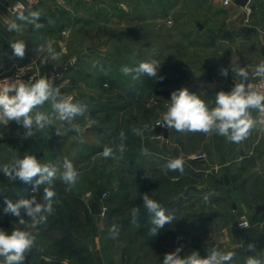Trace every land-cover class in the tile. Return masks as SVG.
<instances>
[{
	"label": "rangeland",
	"instance_id": "374dc122",
	"mask_svg": "<svg viewBox=\"0 0 264 264\" xmlns=\"http://www.w3.org/2000/svg\"><path fill=\"white\" fill-rule=\"evenodd\" d=\"M154 1L159 5L156 4L152 14L146 12L147 0H124L123 11L119 9L117 0L110 1L107 8L101 7L98 0L83 4L78 2L76 10L68 15L60 8L52 10V5L60 6L61 1L46 2L49 8L39 10V19L35 21L30 15L32 12H24L29 13L26 19L30 21L27 25L25 70L37 72L39 78L46 76L53 88L60 89L61 98L72 97L73 103L87 106L85 115L75 117L71 125L59 119L55 121L56 114L52 113L51 106H43L42 111L52 117V125L34 132L27 139L23 138L26 130L12 133L14 137L4 139L13 143L10 147L5 146L3 136H0V167L25 155H33L41 163L53 164L58 169H62L63 161L68 159L80 174L70 192L65 190L66 186L58 178L54 182L58 203H54V212L45 223L31 226L32 221L21 209V218L26 224L20 225L17 217L4 213L6 205L0 201V230L10 233L14 228H20L32 232L36 238L24 264H44V258L50 257L54 264H97L102 258L109 264H160L158 261L165 246H170V252L181 247L184 249L183 257L197 252L195 246H205L211 242L212 225L204 227L201 234L194 235V228L190 226L194 225L196 215L198 226L201 222L206 224L217 211L229 209L228 203H219L221 200L212 197L208 203L202 200L199 205L202 209L194 207L193 203H188L186 210L176 207L171 229L151 236L148 231H140L139 226L131 222L127 224L133 207H139L141 220L145 218L150 222L151 217L143 206V195L131 198L130 190L123 191L121 185L105 186L100 183V177L105 173L111 174L114 182L120 180L128 185L137 179L147 181L148 178V181L156 182L154 192L148 194L150 198L153 194L160 196L163 192H169L164 199L159 198L161 201L154 199L166 207L167 202L178 195L180 188L184 187L187 196L195 193L191 190L195 183L202 186V197L209 193V186L222 172L210 173L207 169L218 161H226L229 156L221 152L224 141L220 135L181 133L174 129L167 150L175 154L179 149L177 143L181 142V154L187 161L193 154L201 155L204 161L199 160L197 164L190 161V168L183 172L184 177L180 182L173 179L179 171H171L170 178L163 177L160 170L153 174L141 170L137 178L125 172L127 169L133 170L142 147L152 150V155L155 154L153 151L163 148L161 141L164 134L161 129L153 127L169 129L157 123L167 111L172 92L182 88L179 83L207 81L204 79L207 74L204 67L206 58L202 52H195L200 49L195 38L199 25L194 18L192 20L193 10H189L186 18L184 5H175L179 0ZM186 2L191 5L189 7L193 6V0ZM82 6L85 10H78ZM188 17L190 20H187ZM49 41L54 50L60 53V59L51 58ZM147 55H155V60L161 63L159 75L165 77L163 81L146 75L133 80L131 76L122 74V66L134 68L141 62L150 61L151 57ZM231 80L230 77L224 91L226 93L231 92L236 84ZM145 124L148 125L147 129L144 128ZM77 126L81 129L79 133L73 130ZM134 127L142 135H136L132 130ZM58 129L60 135L56 134ZM121 132L124 133L123 137ZM153 134L159 140L153 138ZM81 140L84 142L80 143ZM121 144L126 149L123 158L106 159L102 156L104 148L111 147L114 157H120L117 146ZM144 157L141 154L140 158ZM120 172L124 175L120 176ZM195 172L206 173L208 177L199 182ZM18 183L25 187L33 186L19 180H9L0 171V196L7 193L13 203L20 200L25 187H20ZM43 187L29 190L26 194L43 202ZM184 189L182 192H185ZM105 191L109 194L102 199ZM94 200L108 206L101 217L91 212L90 205ZM213 203L216 204L215 208ZM113 225L118 229L115 236L110 232ZM88 245L95 248L90 252ZM198 253L204 257V251L200 253L199 250ZM2 261L0 257V264Z\"/></svg>",
	"mask_w": 264,
	"mask_h": 264
},
{
	"label": "crops",
	"instance_id": "0c3cea01",
	"mask_svg": "<svg viewBox=\"0 0 264 264\" xmlns=\"http://www.w3.org/2000/svg\"><path fill=\"white\" fill-rule=\"evenodd\" d=\"M89 1L91 0H65L64 2L62 1L60 6L52 5L53 7L51 8L52 10L60 8L68 15L71 11L74 12L76 10L78 2L83 4ZM110 1L112 0H98V3L101 7L107 8L106 6L111 3ZM10 2L12 0H0V74L16 71L33 72L25 70L26 43L28 39L27 25L30 21L29 19L21 21L18 18L20 15L13 14L7 5ZM117 2L120 4L119 9L123 11L124 0H117ZM156 4L159 5L154 0H147V14L153 13ZM48 5L49 3L46 2L41 3L31 7L28 12L48 9ZM175 5H184L186 18L189 10H193L194 14L191 13L193 15L192 20L194 18V22L199 25L195 38L196 45L200 49H196L198 51L195 52L196 54L202 52L207 63L204 64L205 66L202 65L207 71L204 78L207 81L202 80L201 82H194L192 84L181 82L179 83V87L187 88L190 93L199 96L208 104L209 108L215 107L216 94L220 91H225L230 77L232 83L236 81L237 75L233 70L234 68L239 67L249 71L257 68L261 62H264V0H249L246 6L238 5L234 1L230 4H225L224 0H193L192 7H189L191 5H188L186 0H179L178 4L175 3ZM78 10H85L84 6L80 7V9L78 8ZM27 13L23 14L25 18H27ZM187 20H190V18ZM13 23L20 25L19 32L8 30V26ZM17 40H23L26 45L25 55L22 59L15 56L14 50L11 47L12 43ZM147 56L151 57L150 61L155 60L156 57L155 55ZM21 67L24 69L21 70ZM222 69H227L226 77L221 75ZM46 105L51 106L50 102H46L43 106ZM43 106L34 109L33 115L37 111L43 112ZM249 112L253 118L259 120L260 113L257 109H249ZM56 120H58L57 116L55 117ZM259 127L258 123L257 128L241 143H233L226 137L220 136L224 141L221 152L229 154V156L226 161H218L207 169L210 173L215 171L222 172L219 177L214 178L213 184L209 186V191L215 192V195L211 196L212 199L218 198L221 200L219 203H228L229 209L223 208L217 211L206 224H203L199 217L201 224L198 226L196 225V215L194 225L190 226L194 228V235H196L201 234L204 227L212 225L211 242L205 246H195V249L197 252L200 250V253L204 251V257H207L213 249L222 253L232 252L234 254L232 260L223 262V264H246L249 257H255L264 261V131H261ZM6 128L7 132H5ZM153 128H159L163 132L164 136L161 141L163 148L153 151L156 156L155 154L152 155V150H149V153L144 155V159L140 158L141 154L137 156L133 170H125L126 173H132L134 178H137L141 174V170H146L152 174L160 170L163 171V177H169L171 170L167 169L166 165L170 160L175 158H183L184 171L190 168L188 167L190 161L197 164L199 160H205L201 155L193 154L190 156L189 161H187L181 154L183 147V143L181 142L177 143L179 149H174L176 150L175 154H171L167 150V147L170 146L174 128L165 130L160 126ZM19 130L23 131L26 129L21 124H16L15 121L9 122L6 126L0 124V136H3V143L6 147H10L13 143L11 141L6 142L4 139L14 137L12 133L15 134ZM19 136L21 137V135ZM152 137L158 139L155 134ZM175 139L177 140L176 137ZM10 150L12 151V149ZM121 171L124 172V169ZM123 172H120V176L124 175ZM195 174L200 176L196 177L199 182L208 177L206 173L195 172ZM182 175L179 172L177 177H173V179L175 178V180H179L180 182L181 178L184 177ZM201 179L202 181H200ZM100 183L105 186L121 185L123 191L130 190L131 198L140 194H150L154 192L153 190L156 187V182L148 181V178L147 181L137 179L136 182L132 181L130 185L122 184L120 180L114 182L111 174L108 173L100 177ZM18 185L20 187L23 186L21 183H18ZM201 188V185L195 183L194 187L191 188L195 193L189 196H187L184 187L180 188L178 195L171 201H168L166 207H164L166 214H171L175 217L174 212H176V207L186 210L188 203H193L194 207L199 208V205L203 202ZM23 189L25 191L22 192L23 195H20V199H28L29 197L26 193L29 190L33 191V186ZM183 189L185 192H182ZM164 195H169V192H163L160 196L153 194L151 198L160 200L159 198L162 197L164 199ZM5 198L10 199L7 193L6 195L3 194V197L0 196V201H4ZM213 206L215 208L216 204L213 203ZM201 207L200 209H202ZM88 214H90V211H88ZM97 216L99 217V215ZM242 219H247L249 226L245 228L239 227L238 224ZM173 222L166 224L162 229H158V232L170 230L174 224ZM137 226H139L138 229L140 231L145 230L148 232L152 227V225L150 226V222L145 218L137 221ZM183 226L185 225L183 224ZM183 234H186V232H183ZM249 245H252L251 249ZM88 247L90 252L95 248L94 245H88ZM182 251L180 253L181 256L184 255ZM166 253H170L169 245L163 249V254L158 263L163 264V257ZM44 259V264H54L51 257ZM97 264L109 263L102 258L98 260ZM135 264L141 263L136 262Z\"/></svg>",
	"mask_w": 264,
	"mask_h": 264
},
{
	"label": "clouds",
	"instance_id": "9594fccd",
	"mask_svg": "<svg viewBox=\"0 0 264 264\" xmlns=\"http://www.w3.org/2000/svg\"><path fill=\"white\" fill-rule=\"evenodd\" d=\"M33 21L39 19L40 12L34 11L30 13ZM21 21L25 20V16L21 14L18 17ZM39 27V25H37ZM9 31H20L19 24H11L8 26ZM12 49L16 57L23 58L25 55L26 45L23 40H17L12 43ZM48 52L53 60L60 59V53H57L52 47L51 41L48 43ZM161 63L152 60L141 62L136 67L122 66L120 71L125 76H131L133 80H137L141 75L149 78H155L163 81L165 77L159 75ZM95 67V63L93 64ZM237 76L246 81L248 73L244 68L233 69ZM259 76L264 77V62H261L256 68ZM107 74V73H105ZM221 75L227 76V69L221 70ZM107 86V85H105ZM264 80L259 86L252 84L238 83L231 92L220 91L215 97V107L209 108L208 104L199 96L190 93L187 88L173 91L170 103L167 105V111L162 114L161 121L158 125L163 124L166 128H174L181 133H203L212 135L213 133L226 137L233 143H241L246 140L251 132L260 125V130L264 131ZM72 97L61 98L60 89L53 88L52 84L46 76L36 79L35 82L25 83L21 80L9 82L7 79L0 81V124L8 125L9 122L15 121L21 124L26 131L23 138L27 139L34 135L36 131H43L52 125V117L41 111L33 110L42 107L46 102H50L52 113L62 122L69 125L75 117L84 116L87 112V106L82 103H73ZM249 109H257L260 113L259 120L253 118ZM147 129L148 125L145 124ZM80 132L79 126L73 129ZM136 135L142 133L135 127L132 129ZM60 135L59 129L56 132ZM123 137L124 133H120ZM84 141L81 140L80 143ZM123 144L117 146L120 157H114L113 149L105 147L102 156L104 158H123L125 152ZM149 150L145 147L141 148V154L147 155ZM166 168L171 171L184 172L183 158H175L170 160ZM0 171L6 175L9 180H19L25 184H32L33 191L40 186L43 187V202H38L35 196L29 199H20L13 203L10 199L5 198L3 209L4 213H11L18 218L20 225H25L26 221L21 218V209L24 215L31 221V226L45 223L47 217L54 212V203H58L55 199L57 193L54 189V182L57 178L66 186V191H71L77 184L79 172L73 162L65 159L62 169H58L50 163H41L33 155H25L21 159H16L11 164H5L0 167ZM59 173V175H58ZM215 192H209L203 196V201L208 203L210 197ZM143 206L150 215V223L152 227L149 229V235L156 236L158 229H162L175 218L171 214H166V209L157 201L150 198L148 194H144ZM139 207L131 209V223L137 225L139 217ZM241 227H247L241 224ZM110 232L115 236L118 229L113 225ZM36 243V238L32 232L14 228L10 233L0 230V257L3 258L2 264H24L26 256L31 252ZM252 248V245H249ZM181 247H177L174 252L166 253L163 257V264H223V262L231 261L232 252L222 253L213 249L207 257H201L198 252L193 251L190 255L181 256ZM246 264H264V261L255 257H249Z\"/></svg>",
	"mask_w": 264,
	"mask_h": 264
},
{
	"label": "built area",
	"instance_id": "2783aa9c",
	"mask_svg": "<svg viewBox=\"0 0 264 264\" xmlns=\"http://www.w3.org/2000/svg\"><path fill=\"white\" fill-rule=\"evenodd\" d=\"M60 1L62 2L63 0H12V2H10L7 5L13 14L21 15L22 13L28 11L31 7L37 6L43 2L55 3ZM232 2L233 0H224L225 4H230ZM247 73H248V79L244 81L242 80V78L238 77L236 84L238 83H245V85L252 84L255 87V86H259L261 84V81L264 80V77L259 76V74L256 72V68L247 71ZM5 79H7L9 82L15 80H21L25 83L29 82V80H31V82H35V80L38 79V74L35 71L33 72L16 71L8 74H0V81H3ZM261 90L264 91V88H262ZM161 126H163V124ZM108 194H109L108 191L103 192L101 198L102 199L106 198ZM100 205L102 209L101 215H104L108 210V206L103 203H100ZM241 224H246L247 226H249V221L247 219H242L238 224L239 227H241L240 226Z\"/></svg>",
	"mask_w": 264,
	"mask_h": 264
},
{
	"label": "water",
	"instance_id": "95a60500",
	"mask_svg": "<svg viewBox=\"0 0 264 264\" xmlns=\"http://www.w3.org/2000/svg\"><path fill=\"white\" fill-rule=\"evenodd\" d=\"M234 3L238 4V5H242V6H246L249 3V0H233ZM91 212L94 214H101L102 213V209H101V205L98 201L94 200L91 205Z\"/></svg>",
	"mask_w": 264,
	"mask_h": 264
},
{
	"label": "trees",
	"instance_id": "16d2710c",
	"mask_svg": "<svg viewBox=\"0 0 264 264\" xmlns=\"http://www.w3.org/2000/svg\"><path fill=\"white\" fill-rule=\"evenodd\" d=\"M23 187H25V186L23 185ZM121 195H122V194H121ZM139 202H140V201H139ZM139 202H137V203L140 204ZM130 218L132 219V217H130ZM131 219L127 220V224H129V223L131 222ZM139 219H140V216L138 217L137 221H140V220H141V219H140V220H139Z\"/></svg>",
	"mask_w": 264,
	"mask_h": 264
}]
</instances>
